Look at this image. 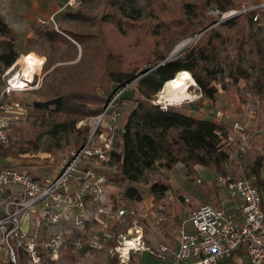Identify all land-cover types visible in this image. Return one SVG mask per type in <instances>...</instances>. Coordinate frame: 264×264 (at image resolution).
<instances>
[{"label":"rangeland","instance_id":"rangeland-1","mask_svg":"<svg viewBox=\"0 0 264 264\" xmlns=\"http://www.w3.org/2000/svg\"><path fill=\"white\" fill-rule=\"evenodd\" d=\"M133 1L142 19L133 25L123 21V29L119 30L120 17L110 0H0V10L17 34L16 47L20 52L12 67L4 69L0 63V99L8 78L22 68L23 55H32L39 67L27 90L4 97L6 102L19 101L27 109L25 117L15 127L11 145L3 151L5 165H21L33 175L54 174L62 158L71 151L80 149L90 140L96 142L111 135L115 150H120L125 125L133 110L147 100L140 80L153 71L149 70L161 55L168 53L169 57L191 40L176 57L198 42L207 49L208 58L196 64L195 74L203 80H214L211 85L218 89L215 98L204 96L189 71L196 82L189 89L193 98L180 104L160 103L163 86L158 93L149 94L151 102L163 108L174 106L186 114L218 124L225 123L220 120L221 113H230L231 125L245 123L255 136L254 144H264L261 96L264 95V0ZM227 4L229 10H220L221 5ZM255 11L258 14L252 25L249 16H242L229 27L221 25L233 17ZM43 24L56 29L72 45L56 43L48 47V39L35 35L33 30L34 26ZM30 37V41H26ZM249 39L259 44L256 46L260 55L250 50ZM117 71L131 72L134 78L122 87L111 80L112 73L117 74ZM119 89L127 91L124 94L127 98H121V92L111 96V90L115 93ZM55 98L64 101L65 110L56 112L54 105L36 106L37 102ZM169 144L177 161L160 160L141 181L133 184L141 194L140 200L124 201L131 184L118 181L119 163L111 159L103 162L99 172L106 178L105 205L143 203L151 237L171 243L183 218L198 205L206 201L224 202L231 208L227 190L213 184L214 179L217 175L250 177L249 167L259 151L254 149L248 153L243 164L227 161L218 170L184 164L179 159L185 155L172 134ZM155 185H165L167 190L155 195L152 193ZM25 262L22 260V264ZM149 263L165 262L151 258ZM48 264L123 263L111 258L106 251L90 248L74 251L69 242L61 257Z\"/></svg>","mask_w":264,"mask_h":264},{"label":"built area","instance_id":"built-area-1","mask_svg":"<svg viewBox=\"0 0 264 264\" xmlns=\"http://www.w3.org/2000/svg\"><path fill=\"white\" fill-rule=\"evenodd\" d=\"M16 76L8 78L0 99V264H48L61 257L69 242L74 251H106L123 264L142 252L182 264H221L240 249L251 264H264V186L253 178L217 175L213 184L227 190L234 206L207 201L198 205L183 218L170 243L151 237L143 203L105 205L106 178L99 170L115 150L112 135L71 151L54 174L33 175L21 165H5L3 151L27 109L4 97L32 84L21 75L22 86ZM220 120L230 126L222 141L228 161L243 164L257 149L264 178V144H254L245 123L231 125L232 114L221 113ZM191 258L196 262L190 263Z\"/></svg>","mask_w":264,"mask_h":264},{"label":"trees","instance_id":"trees-1","mask_svg":"<svg viewBox=\"0 0 264 264\" xmlns=\"http://www.w3.org/2000/svg\"><path fill=\"white\" fill-rule=\"evenodd\" d=\"M110 3L113 4L121 20L117 22L119 30L123 29V21L131 25L141 21L143 15L140 9L134 4L135 1L110 0ZM187 6L189 7V4H187ZM229 6L228 4L221 5L219 8L225 12L230 9ZM68 12L72 14V11ZM257 14L258 12L255 11L247 15H239L230 20H226L221 25L229 27L232 23L238 22L242 16H249L252 25ZM107 21L108 20H106V22ZM204 29L198 34L202 33ZM33 30L35 35H41L48 39V47L50 48L56 43L72 45V43L59 34L56 29H51L49 25H37L34 26ZM195 33L190 36H193ZM75 38L79 39L78 37ZM30 39L31 37L26 41H30ZM17 41L18 37L16 32L0 10V63L4 69L12 67L20 56V52L16 47ZM78 41L80 42V40ZM198 43L184 50L182 54L175 59L166 62L164 61L167 59L168 53L161 55L158 62L151 68L156 67L162 62L164 63L140 80L141 87L146 89L143 90V96L146 97L147 100L140 102L133 110L125 125L122 142L119 146L120 150H112L110 152L111 161L119 163L120 165V171L117 174L118 181L122 180L131 184L124 194V201L134 202L141 199L138 188L133 184L141 181L145 174L153 169L160 160L167 158L177 161L173 158V151L170 149L169 136L171 134L174 137V141L178 142L185 155L179 159L184 164H198L220 170L223 168L224 163L228 161V155L222 141L229 131V124H218L210 120L199 119L184 113L174 106L163 108L160 105L153 104L151 102V95H149L158 93L164 84L174 79L176 74L180 71H191L204 96L209 99L215 98L218 89L211 85L214 80H203L195 74L196 64L208 58L207 49L201 45L199 46ZM248 43L250 50L256 55H260L258 53L260 49L256 46V44L258 46L259 44L252 39H249ZM171 50L172 48L170 51ZM116 73L117 74L112 73L111 80L112 82L120 83L122 87H125V85L134 78L131 72L130 74L120 73L119 71ZM121 91L122 90L119 89L114 93V91L111 90V92L114 93H111V96H116L117 93ZM126 92V90L123 91L120 97L127 98L124 95ZM261 96L264 101V95ZM51 105L55 106L54 111L56 112L65 110V103L61 98L36 103L38 108H49ZM83 145L84 144H82V146ZM262 167L263 157L257 152L255 162L249 167L250 177H247L253 178L261 188L264 186ZM166 190L167 186L165 185H155L152 187V193L155 195H162ZM216 192H218V190ZM23 264H27V262Z\"/></svg>","mask_w":264,"mask_h":264},{"label":"bare ground","instance_id":"bare-ground-1","mask_svg":"<svg viewBox=\"0 0 264 264\" xmlns=\"http://www.w3.org/2000/svg\"><path fill=\"white\" fill-rule=\"evenodd\" d=\"M21 61L22 68L17 73L16 78L20 85L25 86V80H22L23 76H21L20 79L19 74L26 76L28 81H30L39 67L36 64L34 57L30 54L23 55ZM194 85H196V82L191 73L189 71H180L176 74L174 79L167 81L164 84V89L162 92H160V103L180 104L193 98V95L189 89Z\"/></svg>","mask_w":264,"mask_h":264},{"label":"crops","instance_id":"crops-1","mask_svg":"<svg viewBox=\"0 0 264 264\" xmlns=\"http://www.w3.org/2000/svg\"><path fill=\"white\" fill-rule=\"evenodd\" d=\"M231 204H232L231 207H233L234 204L233 203H231ZM146 255H149V256H146ZM151 258H154V259H156L157 261H159L161 263L165 262L164 264H176V263L177 264H182V263L175 262V261H172V260L159 259V258L153 256L152 254L148 253V252H142V253L133 254L132 258H131V264H151V263H149ZM189 262L190 263H195L196 262V258H191L189 260ZM221 264H251V263L248 260L247 255L245 254V251L243 249H240V250H238L235 253V255L232 258L224 261Z\"/></svg>","mask_w":264,"mask_h":264},{"label":"water","instance_id":"water-1","mask_svg":"<svg viewBox=\"0 0 264 264\" xmlns=\"http://www.w3.org/2000/svg\"><path fill=\"white\" fill-rule=\"evenodd\" d=\"M198 36V35H197ZM192 41V40H191ZM191 41H189L188 43H186L185 45H183L182 47H180L179 49H175V51L164 61H168V60H172L176 57V55H178V53H180ZM164 62L160 63L159 65H157L156 67L151 68L149 71L156 69L157 67H159L160 65H162ZM147 71V72H149Z\"/></svg>","mask_w":264,"mask_h":264}]
</instances>
